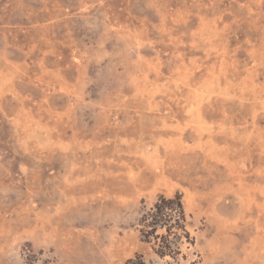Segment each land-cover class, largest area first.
Here are the masks:
<instances>
[{
  "label": "rangeland",
  "instance_id": "rangeland-1",
  "mask_svg": "<svg viewBox=\"0 0 264 264\" xmlns=\"http://www.w3.org/2000/svg\"><path fill=\"white\" fill-rule=\"evenodd\" d=\"M182 196L194 245L138 223ZM264 264V0H0V264Z\"/></svg>",
  "mask_w": 264,
  "mask_h": 264
},
{
  "label": "trees",
  "instance_id": "trees-1",
  "mask_svg": "<svg viewBox=\"0 0 264 264\" xmlns=\"http://www.w3.org/2000/svg\"><path fill=\"white\" fill-rule=\"evenodd\" d=\"M138 231L143 243L148 244L159 258L173 260L184 258L181 247L194 245V240L187 229V216L182 196H160L154 205L141 214ZM124 264H145L143 258L135 255Z\"/></svg>",
  "mask_w": 264,
  "mask_h": 264
}]
</instances>
